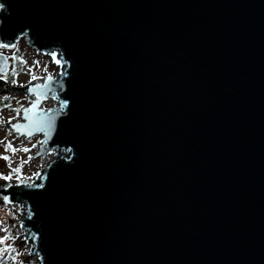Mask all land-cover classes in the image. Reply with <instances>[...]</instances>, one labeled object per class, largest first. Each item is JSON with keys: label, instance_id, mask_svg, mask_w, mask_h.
<instances>
[{"label": "water", "instance_id": "obj_1", "mask_svg": "<svg viewBox=\"0 0 264 264\" xmlns=\"http://www.w3.org/2000/svg\"><path fill=\"white\" fill-rule=\"evenodd\" d=\"M8 11L5 30L28 26L20 40L37 56L58 41L75 60L57 77L70 119L33 135L36 158L54 153L34 178L48 191L19 197L35 264H264V0H8Z\"/></svg>", "mask_w": 264, "mask_h": 264}, {"label": "snow or ice", "instance_id": "obj_2", "mask_svg": "<svg viewBox=\"0 0 264 264\" xmlns=\"http://www.w3.org/2000/svg\"><path fill=\"white\" fill-rule=\"evenodd\" d=\"M8 11V0H0V49L12 50L17 48L16 41H19L25 34L30 32L28 26H23L21 29H9L5 30V19L9 15ZM58 50H51L43 53L47 55L52 64L57 66L58 71L55 74L48 72V65L43 66V76H37L33 74V66L39 68V62L33 60L31 65L27 66V75L29 77L26 84H18L16 76L18 74L17 62L21 66L19 71H24L23 66L26 64V61L22 57L15 54L11 56H5L0 53V81H4V85H0V93L11 91V88L7 87L9 81V71H10V84L12 86H17L21 89H25V94H31L35 98L32 99L27 107H11V100L7 95L0 94V109H8L13 116H9L7 120L8 127L11 131L15 132L17 136H24L25 138L30 139L34 134L42 133L44 137L51 138V134H58L59 129L62 125L67 123L71 117L72 112V102L67 98H60L57 96L56 92L65 91V83L62 80L57 79L61 75L69 77V72L66 69H70L75 65V60L71 55L67 53V49L64 48V45L60 42H56ZM9 60H11V70L9 69ZM40 80L41 83H33V81ZM27 85V86H26ZM50 98L53 101H57V104H54L48 109H37V104L42 99ZM7 102V103H6ZM22 112L23 123L12 121L15 119L16 115H20ZM2 118H0V126H2ZM3 138H0L2 140ZM37 144L44 143L43 140H38ZM70 146L65 147L63 151L65 153H72L65 158V164L71 162V165H74L79 159V154L75 152V145L72 141L67 142ZM36 144H32L31 148H35ZM3 148L5 152L15 153L20 151L23 153H29V147H20L19 149L13 147L10 142H4ZM39 153H37V156ZM31 159V156L28 157ZM0 160L5 162V166L8 168L7 173L5 174L0 170V203L3 206L10 209V218L8 221H5L4 224L0 225V264H4L5 261L11 260V264H17V260L21 256L25 258L31 257L34 255L35 261H41L43 258L39 251L35 249L29 252H17L15 251L13 243H5L8 240L15 241L17 239L22 240L23 243H28V240L23 239V235L20 232H17L16 236H12L10 229L12 227H17V224L23 225L24 219H31L33 216V211L31 209V202H22L19 197L23 196H41L48 191V186L46 183L35 182L34 178L39 177L40 181H44L45 177L41 175L40 172H34L31 175H24L22 173L21 164H17L15 167H11V160L9 155L0 153ZM22 163H27V159L23 160ZM26 212L25 218H19L17 213L21 210ZM16 221L17 223H12ZM31 240H37V233H31ZM5 253L11 254L4 255ZM19 264H24L23 260L19 261Z\"/></svg>", "mask_w": 264, "mask_h": 264}, {"label": "rangeland", "instance_id": "obj_3", "mask_svg": "<svg viewBox=\"0 0 264 264\" xmlns=\"http://www.w3.org/2000/svg\"><path fill=\"white\" fill-rule=\"evenodd\" d=\"M20 42V41H19ZM19 42H17V48L8 51V55L6 56H11L13 54L20 56L23 58V60L26 61V64L23 66L24 71H20V74L17 75L16 79L18 81V84L24 83L28 81L29 77L27 75V66L31 65L33 60H37L39 62V68H36L33 66V74L37 76H43L44 73L42 71L43 66L45 64L48 65V72L55 74V72L58 70L57 67H54L51 63V60L43 57V56H37L33 50H31L29 47L26 46L25 43H21V45H18ZM10 53V55H9ZM11 60H9V69L11 70ZM17 67H21L19 63L17 62ZM19 71V70H18ZM34 82V81H33ZM12 86V85H9ZM13 87V86H12ZM10 98H13L11 100V107H19V106H27V98L25 96H21L17 93H10L7 94ZM7 103V102H6ZM56 104V101H53L52 99H47L41 102L40 107L42 109H48L49 107L53 106ZM14 113L9 111L8 109H0V118H2V126H0V138H3L0 140V153L2 154H7L10 157L11 160V167H15L17 164H21L22 168V173L24 175H31L34 172H39L41 168H44L47 164L48 161H50L54 155V153L49 152L45 155V157H38L36 158V155L39 151V146L40 144H37L36 142L38 140H41V137L39 136H33L30 139H25L23 137L17 136L13 131H11L10 128L6 127L4 128L3 126H8L6 123L8 120L9 116H13ZM21 115V113H20ZM20 115H16L15 119L12 121L13 123L15 122H20ZM4 142H10L13 147L19 149L20 147H29L30 152L29 153H23L20 151H16L15 153L11 152H5L3 148V143ZM32 144H36L35 148H31ZM31 156V159H28V157ZM27 159V163H22L23 160ZM0 170H2L5 174L8 171V168L5 166V162L3 160H0ZM18 219L21 218V211L17 213ZM10 218V209L8 207H4L0 205V225L4 224L5 221H8ZM12 223H17L16 221H13ZM12 236H16L17 232L22 233L23 239L24 238V232L21 230V226L17 224V227H12L10 229ZM0 235H3V233H0ZM5 243H13L15 251L17 252H29L31 245L26 243H23L20 239H17L15 241L8 240ZM4 255H11L9 253H5ZM23 260L24 264H33V261L35 260L34 258H25V256H21L17 260V264H19V261ZM4 264H11V260L5 261Z\"/></svg>", "mask_w": 264, "mask_h": 264}, {"label": "flooded vegetation", "instance_id": "obj_4", "mask_svg": "<svg viewBox=\"0 0 264 264\" xmlns=\"http://www.w3.org/2000/svg\"><path fill=\"white\" fill-rule=\"evenodd\" d=\"M21 43L23 44L24 43V41L23 40H20V42H19V44L18 45H21ZM13 50V49H12ZM8 51H10L11 52V50H6V49H0V53H2V54H4L5 56L6 55H8ZM9 55H10V53H9ZM45 58H47V59H49L50 60V58L49 57H45ZM9 63V62H8ZM7 85H11L10 84V82L8 81V84ZM1 94V93H0ZM21 96H23V94H21Z\"/></svg>", "mask_w": 264, "mask_h": 264}, {"label": "trees", "instance_id": "obj_5", "mask_svg": "<svg viewBox=\"0 0 264 264\" xmlns=\"http://www.w3.org/2000/svg\"><path fill=\"white\" fill-rule=\"evenodd\" d=\"M17 68H18V70L20 69V67H17ZM19 74H20V71H18V74L17 75H19ZM8 75H9V82H10V71H9Z\"/></svg>", "mask_w": 264, "mask_h": 264}, {"label": "bare ground", "instance_id": "obj_6", "mask_svg": "<svg viewBox=\"0 0 264 264\" xmlns=\"http://www.w3.org/2000/svg\"><path fill=\"white\" fill-rule=\"evenodd\" d=\"M37 264V263H36Z\"/></svg>", "mask_w": 264, "mask_h": 264}]
</instances>
